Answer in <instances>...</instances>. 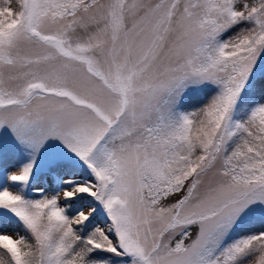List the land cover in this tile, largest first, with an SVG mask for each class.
Masks as SVG:
<instances>
[{
  "label": "snow or ice",
  "instance_id": "obj_1",
  "mask_svg": "<svg viewBox=\"0 0 264 264\" xmlns=\"http://www.w3.org/2000/svg\"><path fill=\"white\" fill-rule=\"evenodd\" d=\"M18 5L0 264H264V0Z\"/></svg>",
  "mask_w": 264,
  "mask_h": 264
},
{
  "label": "rangeland",
  "instance_id": "obj_2",
  "mask_svg": "<svg viewBox=\"0 0 264 264\" xmlns=\"http://www.w3.org/2000/svg\"><path fill=\"white\" fill-rule=\"evenodd\" d=\"M12 6L14 8L18 9V7H19L18 0H12ZM46 180H47V182H43L42 186L46 189V193L49 194V195H51L54 192V189H53L54 182L52 180H50V177H48ZM181 195H183V193L171 197L166 202L167 203L174 202L175 200L179 199ZM35 198H38V194H37V196ZM101 226H103V225L101 224ZM261 228H262V226L257 224V225L252 226V228L250 229V231L258 232V231L261 230ZM8 231H9V234H14V233H17V232L20 233V234H24L23 233V229L16 228V227H10L8 229ZM196 231H197L196 228L193 227V229H192V237L191 238H195ZM178 238L179 237H177V239ZM185 242L188 243V242H190V240H186Z\"/></svg>",
  "mask_w": 264,
  "mask_h": 264
},
{
  "label": "trees",
  "instance_id": "obj_3",
  "mask_svg": "<svg viewBox=\"0 0 264 264\" xmlns=\"http://www.w3.org/2000/svg\"><path fill=\"white\" fill-rule=\"evenodd\" d=\"M50 180H52V181L54 182L53 189L55 190V187H56V185H55V181H54V179H53L52 177H50ZM45 182H47V180H46ZM98 222H99V221H98ZM101 224H102V223H101Z\"/></svg>",
  "mask_w": 264,
  "mask_h": 264
}]
</instances>
